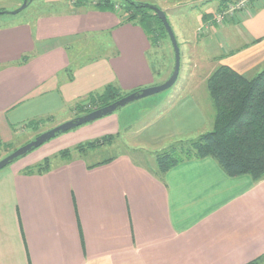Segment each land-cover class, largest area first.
<instances>
[{
    "label": "crops",
    "instance_id": "obj_1",
    "mask_svg": "<svg viewBox=\"0 0 264 264\" xmlns=\"http://www.w3.org/2000/svg\"><path fill=\"white\" fill-rule=\"evenodd\" d=\"M46 1L53 5L36 17L0 26L4 140L3 126L24 129L65 108L76 114L109 84L131 92L162 83L146 55L156 37L137 18L128 20L118 5L102 9L103 0ZM201 3L196 32L185 37L201 35L209 50L218 49L210 70L139 127L145 134L132 137L134 144L199 136L209 122L206 106L215 110L206 84L212 71L227 64L251 77L264 68V0L223 22L215 15L230 0ZM90 42L101 55L84 59ZM203 84L204 102L194 92ZM133 127L115 111L78 136H123ZM46 154L35 150L0 170V264H249L264 255V179L231 177L209 156L163 175L129 154L90 168L91 161L75 157L42 174L25 173Z\"/></svg>",
    "mask_w": 264,
    "mask_h": 264
},
{
    "label": "rangeland",
    "instance_id": "obj_2",
    "mask_svg": "<svg viewBox=\"0 0 264 264\" xmlns=\"http://www.w3.org/2000/svg\"><path fill=\"white\" fill-rule=\"evenodd\" d=\"M117 1L119 2V4L117 5L122 10V14L126 15L127 17L128 12L126 10L127 9L129 10L128 4L124 0H117ZM136 1L157 5L166 11L180 46V51H181L180 73L176 83L171 88L162 91L160 93L138 99L118 109L117 112H120L122 114V122H124L125 127L130 124L135 127L130 129L129 133H123L122 134L123 136H119L117 141L107 148L108 150L107 149L106 150L102 149L103 151L96 150L94 152H90L85 157L89 161H97L102 159L103 157L113 154H117V155L129 154L139 161H144L150 166L156 167L157 166L156 154L164 150L165 148H169V146L172 145L174 140H172L171 142H169L170 140H167L160 145L154 144L155 145L154 146L149 144H134L135 142L133 143L131 141L132 137L133 139H136L137 136L139 137L142 134H145L144 131L139 132L138 128L141 127L143 124L152 122L153 119L158 117V115L162 112L161 111L162 108H164L163 106H165L166 104L167 105L169 104L168 107L171 108L174 105V102L176 101L173 98H176V96H178L181 92L183 93V95L186 94L187 93L186 90H188L189 88L188 85L190 83H194V82L202 83V79L204 77L202 72H204L206 68L210 70L209 64L211 63L209 62L210 61L209 58L211 55L217 54L218 49L214 48V50L213 49L209 50V48L205 45V43H203L202 41L203 37H201V35L199 36V38H201L200 41L198 40L196 41L191 38H188L193 31L196 32L197 28L195 26V22L198 18L197 16L198 14H201L204 9V6L202 7L201 2L204 3L207 2L208 0H201V2H199L200 0H196V1L195 0H190V1L189 0H136ZM46 2H47L46 0H32L28 3V6H26L24 9L20 10L19 12H15L18 9H20L22 6L20 0H0V11L6 10V12L0 13V26L5 24H11L14 21L25 20V19L27 20L36 17L38 15V11L44 9L47 10L48 6L53 5V4H47ZM130 9L138 12L140 10L135 7H132ZM145 11L149 13H153L152 9L150 8H145ZM137 23L141 25L145 31L147 30L149 32V34H147L148 36H155L157 38V40L153 39L151 48L147 50L146 55L149 62L152 63L151 66L153 67V69L159 72V74L156 73V76L158 78L157 81L164 82L171 76L175 65V51L172 41L169 35L166 34L160 28V23L156 17L150 16L142 20L140 16H138ZM145 23H149L151 25L150 31L146 26H144ZM185 35H187L188 37L187 36L185 37ZM106 45L108 44H104V46ZM83 46L84 48L88 46L84 53L85 56L84 59L86 57L90 59H94L101 55V48L97 47V44L95 43L92 44L90 42V43H84ZM195 66H197L196 68L198 70V74L199 72H201L202 75L201 74L200 76L198 74L193 75V71H194L193 67ZM204 85L205 84L199 86L194 91L201 98L200 100L203 102H204L203 100L204 93L206 90ZM103 90H100L99 92H102ZM121 92L126 94L127 91L121 90ZM94 93L95 92H93V94ZM154 103L158 105L154 107ZM206 109L208 110L206 116L209 122L205 125V127H207L203 130L205 132L213 130L214 120H215V110L213 108L211 110V108L207 106ZM80 115L83 114L82 112H80L79 109L76 112V114H73L68 108H65L61 111L55 112L49 117L47 116L43 117V119H46V121L42 122L37 128L31 125L29 126L26 125L27 127H25L24 129H20L16 131L11 129L9 126L8 128L6 126H3L2 133L5 135V138L6 137L8 138L4 140L1 136L2 144L0 146V160L6 157L7 155H9L14 150H16L18 147L35 139L36 136H38L39 134L51 128H54L65 121L72 120ZM163 120H165L166 122L168 119H163ZM87 124L78 126L75 129L62 133L52 138L51 140L47 141L42 146L36 148L35 150H37V152L39 153L42 154H44V152L47 153L45 156L41 155L40 156L41 159L36 163L42 161L43 159H45V157H52L53 165L60 164L64 162V160H61L60 157H54L59 152V150L67 147H73L79 142L98 137L95 136L90 138H81L80 136L82 134L81 130ZM80 132L81 134L78 136ZM190 138H186V139H190ZM259 264H264V261H261Z\"/></svg>",
    "mask_w": 264,
    "mask_h": 264
},
{
    "label": "trees",
    "instance_id": "obj_3",
    "mask_svg": "<svg viewBox=\"0 0 264 264\" xmlns=\"http://www.w3.org/2000/svg\"><path fill=\"white\" fill-rule=\"evenodd\" d=\"M124 1L128 4L129 10H132L130 9L132 7L140 9L139 12L132 10L133 14L128 15V20L132 21L138 16L142 20L154 16L158 19L160 28L168 34L154 10L153 13H149L145 11V8L149 7H137L131 2ZM98 6L102 9L114 10L117 4L112 0H103ZM147 25L150 31L151 25L149 23ZM27 60L28 57L24 56L21 62ZM207 89L215 107L213 130L194 138L176 140L169 148L158 152L156 173L163 175L181 162L209 156L216 159L231 177L248 174L255 182L264 179V68L254 76L248 77L227 64H221L209 75ZM126 94L122 93L119 87L109 84L102 92L89 95L87 101L90 106L80 103L78 108L82 114H85L111 104ZM44 121L46 119L40 118L30 122L29 125L37 128ZM62 133L65 132H60L56 136ZM118 137V133H108L91 138L73 147L59 150L54 157H60L64 161H70L75 157L87 160L85 157L87 154L96 150H106L117 141ZM1 144L0 135V146ZM23 156L16 158L15 161ZM117 156L113 154L91 161L89 168L111 162ZM52 166V157H45L42 161L28 166L24 171L28 174H42L49 171ZM261 261H264V255L249 264H259Z\"/></svg>",
    "mask_w": 264,
    "mask_h": 264
},
{
    "label": "water",
    "instance_id": "obj_4",
    "mask_svg": "<svg viewBox=\"0 0 264 264\" xmlns=\"http://www.w3.org/2000/svg\"><path fill=\"white\" fill-rule=\"evenodd\" d=\"M30 1L32 0H22L21 8L15 12H19L20 10L24 9L26 6H28V3ZM126 1L131 2L134 6H137V7L145 6V7L151 8L157 13L158 17L162 20L168 32V35L172 41L174 51H175V65H174V69H173L171 76L162 83H159L157 85L148 86L145 88H141L140 90H136L131 93H128L124 95L123 97H121L120 99L116 100L115 102H112L111 104H108L100 108H96L92 111H89L83 115L77 116L76 118L72 120L65 121L57 125L56 127L51 128L39 134L38 136H36L35 139L18 147L16 150L11 152L9 155L1 159L0 160V170L5 168L9 164L13 163L16 158L26 155L27 153L32 151L33 148H38L42 146L47 141L56 137V135L60 132H68L74 128H77L78 126H82L89 122L95 121L105 115H108V114H111L117 111L118 109L128 105L129 103L133 101L165 91L171 88L176 83L179 73H180V68H181V51H180V46L177 40V36L169 21L167 13L162 8L154 4H147V3L139 2L136 0H126ZM4 12H6V10L0 11V13H4Z\"/></svg>",
    "mask_w": 264,
    "mask_h": 264
},
{
    "label": "built area",
    "instance_id": "obj_5",
    "mask_svg": "<svg viewBox=\"0 0 264 264\" xmlns=\"http://www.w3.org/2000/svg\"><path fill=\"white\" fill-rule=\"evenodd\" d=\"M254 1L230 0L229 5L216 14L215 21L223 22L227 17L236 16L241 12H249Z\"/></svg>",
    "mask_w": 264,
    "mask_h": 264
}]
</instances>
